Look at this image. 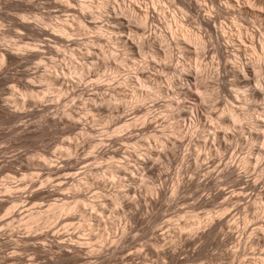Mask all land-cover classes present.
Returning <instances> with one entry per match:
<instances>
[{
  "label": "clouds",
  "instance_id": "1",
  "mask_svg": "<svg viewBox=\"0 0 264 264\" xmlns=\"http://www.w3.org/2000/svg\"><path fill=\"white\" fill-rule=\"evenodd\" d=\"M0 213V264H264V0H0Z\"/></svg>",
  "mask_w": 264,
  "mask_h": 264
},
{
  "label": "bare ground",
  "instance_id": "2",
  "mask_svg": "<svg viewBox=\"0 0 264 264\" xmlns=\"http://www.w3.org/2000/svg\"><path fill=\"white\" fill-rule=\"evenodd\" d=\"M40 198V193H35L32 197H30L29 199L33 202V201H35V200H37V199H39Z\"/></svg>",
  "mask_w": 264,
  "mask_h": 264
},
{
  "label": "rangeland",
  "instance_id": "3",
  "mask_svg": "<svg viewBox=\"0 0 264 264\" xmlns=\"http://www.w3.org/2000/svg\"><path fill=\"white\" fill-rule=\"evenodd\" d=\"M37 202H38V199H37V200H35V201H33V202H32V204H33V205H36V204H37ZM0 214H2V213H0Z\"/></svg>",
  "mask_w": 264,
  "mask_h": 264
}]
</instances>
